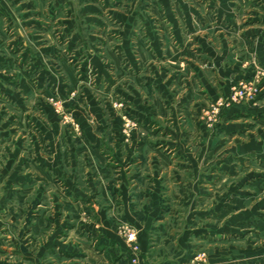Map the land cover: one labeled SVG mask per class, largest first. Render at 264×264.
I'll return each mask as SVG.
<instances>
[{
    "label": "crops",
    "instance_id": "0c3cea01",
    "mask_svg": "<svg viewBox=\"0 0 264 264\" xmlns=\"http://www.w3.org/2000/svg\"><path fill=\"white\" fill-rule=\"evenodd\" d=\"M28 1L39 7L43 0H0V68L13 64L5 46L17 20L13 9L24 11ZM48 1L50 14L66 18L70 40L83 37L78 24L87 38L115 34L125 59L105 50L110 69L90 60L79 76L70 68L63 80L47 73L59 96L83 88L86 112L71 109L81 127L78 143L42 95L33 101L26 73L23 101L0 73L10 110L42 130L30 149L15 143L0 160V264H55L60 255L62 264H126L130 253L114 215L137 230L136 264H183L204 247L207 264H264V85L258 106L225 110L212 133L197 119L205 103L228 95L255 66L264 68V0ZM109 22L116 24L111 31ZM89 68L95 89H113L125 113L149 128L147 139L122 142L112 112L106 117L90 95ZM43 81L39 74L35 83ZM28 198L38 212L31 224L23 219ZM13 226L21 239H13ZM28 236L35 237L32 249L21 242ZM240 242L247 244L242 254Z\"/></svg>",
    "mask_w": 264,
    "mask_h": 264
},
{
    "label": "rangeland",
    "instance_id": "374dc122",
    "mask_svg": "<svg viewBox=\"0 0 264 264\" xmlns=\"http://www.w3.org/2000/svg\"><path fill=\"white\" fill-rule=\"evenodd\" d=\"M28 2L29 5L27 6V9L22 12H19L17 8L16 11L15 9H13V12H16L17 20L16 23L10 28L8 32V35L10 34V38L5 43L7 50H10L12 52L11 59L13 61V64L10 69L9 67L7 68V66L1 67L0 73L6 75L8 81L11 84L10 90L15 95H17L18 99L20 98L21 101H23V98L25 97V95H23V93L20 91L23 88L21 83L25 79L23 75H25L24 73H26L29 80H31V82L29 81V84L34 87H32L34 90L33 93L36 94V98L33 101L37 103L36 101H38V98L40 97L39 94L42 95L44 106L48 108L53 114H55V116L59 119L60 127L62 128L63 133L68 134L72 138V140H75L78 143L81 141V127L74 118L71 109L78 108L81 109V111L86 112L87 107L84 103L85 98L83 88H80L79 85H77L76 88L72 89L66 88V96H59L57 94V89L47 84V73L52 71L54 72V77L58 76L63 80L65 79L64 76L66 75L65 72L67 71V68H70L75 71V74L77 76H79V74H81V72L79 71L80 69H82V64L84 63L88 67V65L91 64V61H94V63L98 65H108L110 69L111 66H113V62L111 60L112 58L105 57V50H108V52L111 51L112 56H118L122 59H125V56L123 57V55H121V41L116 37L115 34H110L107 37H103L97 34H93L92 38H87L86 36L84 37L85 32L82 30V28L79 29L80 24L75 25L74 28L79 30L83 37L77 40H70L69 35L66 33L67 30L64 29L65 25L61 24V22L66 21V18L61 19L56 17L57 12L55 16V12L53 14H50L52 11L50 8V2L48 0L40 1L41 5H39V7L34 6L30 1ZM39 13H41V16H39ZM22 15L27 17L25 18L26 21H24L23 18H20L22 17ZM109 24L111 25L109 26V30L111 31L114 29V26H116V24L110 22ZM65 28L71 30V28ZM101 30L102 29H100L99 27H96V31L92 32L100 33ZM15 34L20 36V39L18 38L19 40L14 39L16 37ZM133 48L134 51H136L137 47L135 45ZM79 50H82V53L76 55ZM25 53L27 54V57H24L23 60L21 58V55H25ZM88 55H90V57H88ZM86 58L88 59V61ZM123 61L124 65H126L125 68H128V61ZM35 62H37V64L33 65L35 64ZM79 63H81V65H79ZM87 67L85 68V70L87 69ZM93 72L94 71H91V68H89L88 72H86L85 74L88 81L87 86L91 92L90 95L95 98V101L97 103H99V106L103 109L104 115H106V117L108 116L107 113L109 112V110L112 112L113 120L117 124L119 123L120 134L123 140L122 142L127 145L130 144L133 139H136L137 141L147 139L150 134L149 128L125 113V103L122 99L114 95V92L112 91L113 89L102 90L101 93H99L97 89H95L93 84V76L95 74ZM39 74H42L44 77L43 85L41 87L39 85H36L35 83L36 77ZM0 95V135L2 133H6L7 131L11 132L10 128L14 131V133L9 134L10 136L8 135L9 137L7 138H2V136H0V160H2L3 156L7 154V150L9 151L15 148V143L18 144L20 142L21 146L23 144V146L26 145L27 148L31 146L32 143H36L38 141L37 136L42 133V130L39 126H36L31 118L25 119L23 118V115H21L20 117L16 111L14 113L12 111L13 109L10 110L13 105L11 107V104L8 103L7 99L2 98L3 94ZM214 101H209L207 104L205 103V106L197 114V119L203 123L209 133H212L216 129L220 121L222 112L227 110H222L219 113L216 123L211 122L213 118L211 105ZM35 110L36 109H33L34 113H36ZM38 110L40 112V109ZM39 112L37 114L40 115ZM7 114H11V119L5 118V121L2 120L5 116L8 117ZM43 119L44 118H41V120ZM125 120L130 122L131 124L134 123L135 126L132 127V125L129 124L128 128H126ZM9 123H11L10 127ZM111 127L112 121L108 120L107 128ZM28 149H30V147ZM45 153H48L47 148L45 149ZM25 201L27 206L25 210L28 209V212L31 215H29L28 213V215L24 216L23 219L26 218L25 220H27V223L29 222L28 224H31V221L33 222L36 217H38V212L36 210L33 199L28 198ZM111 218L113 220V228L115 232L121 235L119 231L121 225L129 224L123 221L119 216L114 215ZM15 229L17 228L13 226L11 232L13 235V239H21V237H23V234L19 233L17 230L15 231ZM32 238H34L35 240L34 236H32L31 238L30 236H28L25 241L22 240V245L23 242H25L27 243V248L32 249ZM261 238H263L262 241H264V236H262ZM255 243L256 242L254 241L251 244L253 246L259 245ZM245 246H247L245 242L236 244L235 247L237 249V253L242 254V252H240L239 250L246 248ZM12 250L14 251V247H12ZM138 255L139 252L137 254V257ZM8 257L13 258L14 255L11 254ZM207 257L208 251L206 247L202 249H193L192 254L188 258H186L183 264H207ZM63 260L64 259H61L60 255L59 259L55 261V264H62ZM77 264H82V262L79 261L77 262ZM108 264H110V261ZM126 264H129V262H126Z\"/></svg>",
    "mask_w": 264,
    "mask_h": 264
},
{
    "label": "built area",
    "instance_id": "2783aa9c",
    "mask_svg": "<svg viewBox=\"0 0 264 264\" xmlns=\"http://www.w3.org/2000/svg\"><path fill=\"white\" fill-rule=\"evenodd\" d=\"M264 85V68L255 66L254 72L248 79L237 81L230 88L229 94L216 99L211 105L212 121L216 123L218 115L222 110L229 109L234 105H250L256 107L259 105V97L262 87ZM126 119V118H125ZM130 122L125 120V127L128 128ZM134 124V123H133ZM132 127L135 126V124ZM120 234L127 243L129 249V264L137 263V254L139 252V245L137 243V234L134 227L122 224L120 227Z\"/></svg>",
    "mask_w": 264,
    "mask_h": 264
}]
</instances>
